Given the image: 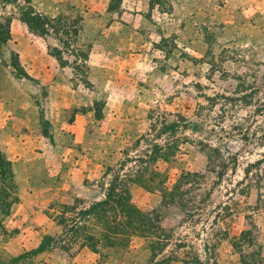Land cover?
<instances>
[{
	"label": "rangeland",
	"instance_id": "374dc122",
	"mask_svg": "<svg viewBox=\"0 0 264 264\" xmlns=\"http://www.w3.org/2000/svg\"><path fill=\"white\" fill-rule=\"evenodd\" d=\"M26 1L0 3V23L20 20ZM108 9L107 30L110 16L93 13L46 20V51L27 38L18 58L10 37L0 44V108L12 117L0 140L20 157L0 146V264H264V0ZM79 21L81 39L103 36L94 66L68 25ZM110 182L155 227L135 215L137 228L94 253L58 224L74 215L59 216L102 200ZM80 225L93 232L91 219ZM8 229L40 230L36 247L9 244Z\"/></svg>",
	"mask_w": 264,
	"mask_h": 264
},
{
	"label": "trees",
	"instance_id": "16d2710c",
	"mask_svg": "<svg viewBox=\"0 0 264 264\" xmlns=\"http://www.w3.org/2000/svg\"><path fill=\"white\" fill-rule=\"evenodd\" d=\"M8 2H10V0H0V3ZM20 20L30 30L37 32L40 35L46 34V32L44 31V27L48 26L46 19L34 13V11H32V9L29 7L28 1H26L25 11L21 13ZM8 25L9 19H4L3 23H0V44H4L9 40ZM54 56L58 60L57 55ZM263 162L264 160L261 159L255 161L254 164L260 165ZM75 209V206L68 207V211L66 210L62 213V215L59 216V218L64 220L63 214H65L66 212L74 215L73 217H70L68 220H66V222L68 221L69 224L65 225V223L62 224L61 222H58V224L63 225L65 233L74 234V236L76 235L78 239L82 240V244L80 246H86L94 253H97L95 246L98 242L104 241L107 243H111L112 241L116 240L122 229L124 230L137 228L135 227L136 223L131 222L133 216L136 215L142 218L146 217L144 215H138V212L134 210L132 211L130 209V205L128 199L125 196V192L119 191L113 184V182H110L107 186L102 200L91 203L87 208H83L77 210L76 212H73L75 211ZM87 219H91L93 221V232L89 233L88 235L80 236V231H82L81 229H86L84 225L80 224L82 220ZM123 219H128L129 221L125 223ZM143 220H147L145 226H147L148 229H152L155 227L152 223H150L152 219L146 217ZM140 222L141 221L139 220L137 223ZM46 240L49 241L50 239L46 238ZM61 248L65 250L63 246H61ZM43 249L44 247L42 241L37 249L32 252L42 251ZM19 257L20 256H18L17 258Z\"/></svg>",
	"mask_w": 264,
	"mask_h": 264
},
{
	"label": "crops",
	"instance_id": "0c3cea01",
	"mask_svg": "<svg viewBox=\"0 0 264 264\" xmlns=\"http://www.w3.org/2000/svg\"><path fill=\"white\" fill-rule=\"evenodd\" d=\"M67 2H71V4H72V5H69L68 8H66ZM75 2H76V0H29V4L32 7L33 11L36 12L39 16L44 17L49 22H53L54 20H57V19H62L63 15H64L63 12H64V10L67 9V11H70L73 13L79 12V13H82L84 15H86L88 13H93V14H97L100 16H110L107 19L106 23L103 24L104 25L103 27H106L105 30H107V28L110 25L115 23V21L112 17V12H110L108 9V0H86V2H84V5H80L79 9L76 5H74ZM0 5L1 6L2 5L3 6H9V4H5V5L0 4ZM81 23H82V21H79L77 23L75 22V23H71L68 25L70 26V28L73 31L72 35L75 38H77L78 41L85 40L86 42H88L89 45L87 46L88 50H87V54H86V58H87L86 64H88V66H94L92 63V60H91L92 57H94V55H96L95 57L98 58V57L103 56L104 53H106L105 52L106 47L104 46V44H102L100 41L97 40V39L103 38V36L98 35V32L96 31V32H92V33H87V35H85L84 38L81 39L82 35H80V33H81V31H83ZM8 30H9V37H10L9 41L12 43L13 42L16 43L14 46V52L18 58H20L22 56L21 51H20V47L18 46V44L20 42H26L27 38H32L34 40V42H37V40H40L41 42H43L44 43L43 49H44V51H46V47H47L46 40H47V38L50 37V36H47L48 34H45L44 36H37V35L29 32L26 25L24 23H22L19 20V18H13V17L9 21ZM17 46H18V48H17ZM36 50H38V49H36ZM40 55H43V54H41V52H40ZM96 68H98V67H96ZM60 69L62 70L64 68L62 67ZM49 70H50V68L42 67L40 69V72H42L44 74V73H47ZM33 73H36V72L33 71ZM11 119H12V117L7 115L6 110H3L0 108V125L5 123L8 120H11ZM20 131H21V129H20ZM4 132L5 131L3 130L2 133H4ZM8 133H10V132H6L5 135L0 133V139H2L3 135L4 136L8 135ZM11 134L14 138H16L17 134H15V132L11 133ZM21 136L22 135H20V137ZM0 146L2 148L3 153L6 155L8 161L17 162V160L20 159V157L9 156L7 149L2 146L1 140H0ZM8 230H15L16 231L10 238L7 239L9 244L14 245V246H18V248H21L24 250H29V249L36 247L38 241L35 240V235L39 234L40 230H37V229H8ZM43 234H45V233H43Z\"/></svg>",
	"mask_w": 264,
	"mask_h": 264
}]
</instances>
